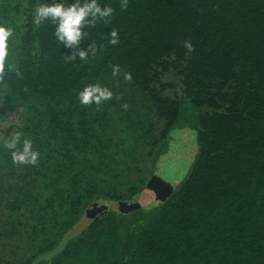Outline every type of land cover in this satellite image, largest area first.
<instances>
[{
  "label": "trees",
  "instance_id": "16d2710c",
  "mask_svg": "<svg viewBox=\"0 0 264 264\" xmlns=\"http://www.w3.org/2000/svg\"><path fill=\"white\" fill-rule=\"evenodd\" d=\"M15 1L11 14L0 8V24L14 32L6 64L15 67L0 84V125L9 118V134L31 139L39 160L13 164L3 135L0 264H264V0H129L125 11L120 0H98L115 15L85 29L80 47L92 41L97 54L73 63L55 26L33 23L35 7L54 0ZM97 83L113 99L84 107L78 92ZM180 97L199 108L200 146L180 186L143 214L144 227L124 229L102 212L39 260L92 200L131 199L146 186L143 161L165 152Z\"/></svg>",
  "mask_w": 264,
  "mask_h": 264
},
{
  "label": "clouds",
  "instance_id": "9594fccd",
  "mask_svg": "<svg viewBox=\"0 0 264 264\" xmlns=\"http://www.w3.org/2000/svg\"><path fill=\"white\" fill-rule=\"evenodd\" d=\"M129 0H120V9H128ZM115 15V9L111 5H101L98 0H74L73 3L65 4L63 0H54L53 3H42L35 7L33 13V23L39 27L46 21H50L54 26V36L65 47L72 48L71 55L64 56L65 63L79 61L87 62L89 57H95L98 46L91 41L85 50L80 47L81 41L88 38L86 28H92L98 23L109 24ZM14 35L13 30L0 24V84L5 82V77L10 72L15 71L12 64H6L8 57L9 40ZM120 43L119 34L116 29H112L109 34L108 44L118 45ZM183 47L187 50L186 55L190 56L195 47L191 40H184ZM100 47H103L102 45ZM120 65L112 66V75H120ZM124 79L131 82L130 72L124 73ZM113 92L100 84H89L78 92V100L84 107L93 104L100 106L113 99ZM121 107L127 111L129 105L124 103ZM18 123V122H17ZM13 123H8L0 127V135H6L3 147L10 150L12 163L15 165H36L39 160V152L33 148L31 139L24 138L19 131H12ZM22 143V146H21Z\"/></svg>",
  "mask_w": 264,
  "mask_h": 264
},
{
  "label": "rangeland",
  "instance_id": "374dc122",
  "mask_svg": "<svg viewBox=\"0 0 264 264\" xmlns=\"http://www.w3.org/2000/svg\"><path fill=\"white\" fill-rule=\"evenodd\" d=\"M0 4V8L6 7L8 14H11L9 9L17 2L15 0H0ZM15 24H18L17 21ZM179 102L181 105L179 127L170 132L165 152L151 163L147 162V158L143 161L142 166L149 164L148 167L150 166L151 169L146 186L131 199L112 200L100 197L92 200L57 245L52 250L43 253L39 260L50 261L64 249L68 242L80 237L92 220L102 212L118 215L124 229L135 231L138 227H144L146 221L143 214L162 205L170 197L186 179L199 154V129L196 123L199 108L194 107L188 99L183 97L179 98ZM8 123H10L9 118L5 122H1L0 126ZM2 139L3 135H0V141ZM133 216L137 217L135 222L129 221V218Z\"/></svg>",
  "mask_w": 264,
  "mask_h": 264
}]
</instances>
